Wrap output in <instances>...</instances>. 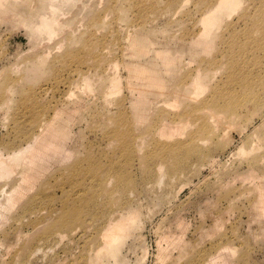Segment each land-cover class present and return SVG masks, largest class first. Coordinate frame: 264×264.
<instances>
[{
  "label": "rangeland",
  "instance_id": "obj_1",
  "mask_svg": "<svg viewBox=\"0 0 264 264\" xmlns=\"http://www.w3.org/2000/svg\"><path fill=\"white\" fill-rule=\"evenodd\" d=\"M218 2L0 0V264H264V0Z\"/></svg>",
  "mask_w": 264,
  "mask_h": 264
},
{
  "label": "bare ground",
  "instance_id": "obj_2",
  "mask_svg": "<svg viewBox=\"0 0 264 264\" xmlns=\"http://www.w3.org/2000/svg\"><path fill=\"white\" fill-rule=\"evenodd\" d=\"M227 0H219V2H218V6H217V8H215V10L216 11H218V10H223V9H225V7H227L226 5H228V4H230V2L232 1V0H228V3L226 2ZM53 4V3H52ZM232 4V3H231ZM233 6V5H232ZM231 7V6H230ZM218 8H220V9H218ZM53 10V9H52ZM219 12V11H218ZM263 16V15H262ZM44 18V17H43ZM46 19L44 18L43 19V21H41V23H40V25H38L36 28L37 29H39V30H41V31H47V29L49 30H51V28H50V26L47 24V23H45L46 21H45ZM50 22V21H49ZM48 25V26H47ZM36 29V30H37ZM38 31V30H37ZM199 77V76H198ZM85 80V79H84ZM88 81V80H87ZM194 82V81H193ZM87 83V82H86ZM196 83V82H195ZM195 83H192V84H195ZM198 83V82H197ZM196 83V84H197ZM196 84L194 85V87L196 86ZM113 85H115V84H113ZM112 85V86H113ZM116 86V85H115ZM114 87V86H113ZM200 88V87H199ZM112 90V89H111ZM109 92V91H108ZM229 92V91H228ZM108 95V94H107ZM246 96V95H245ZM250 97V96H249ZM251 98H252V96H251ZM249 99V98H248ZM238 101H239V99H238ZM226 102V101H225ZM234 102V101H233ZM241 103L243 102V101H240ZM238 104V103H237ZM240 104V103H239ZM244 104H247V103H245L244 102ZM241 105V104H240ZM240 105H239V107H240ZM233 106H234V104H233ZM243 106V105H242ZM241 106V107H242ZM237 109H239L238 108V105H237ZM236 109V110H237ZM227 110V111H226ZM225 110V112H227V113H229L230 115H232V113H234L233 111L235 110V108L234 107H231V108H227ZM235 110V111H236ZM238 111V110H237ZM236 111V112H237ZM214 118V117H213ZM226 118H229V117H226ZM237 118V117H236ZM235 118V119H236ZM219 120V119H218ZM48 123V122H47ZM49 123H51V122H49ZM42 124V123H41ZM50 125V124H49ZM41 126V125H40ZM43 126V125H42ZM45 126H46V124H45ZM45 126H43V127H45ZM217 127V126H216ZM40 129V128H39ZM38 129V130H39ZM43 129V128H42ZM42 129H40L41 131H42ZM40 131V132H41ZM44 131V130H43ZM216 131V130H215ZM40 132H38L39 134H40ZM37 133V134H38ZM44 133V132H43ZM38 134V135H39ZM42 136V135H41ZM34 139V138H33ZM45 139H47V138H45ZM48 140V139H47ZM33 141V140H32ZM49 141V140H48ZM32 143V142H31ZM31 145H27L26 146V148L25 149H19V150H17L16 152H13L12 153V155H9V156H7V158H6V156H4L3 157V153H2V155L0 154V179L1 178H4V177H6V178H4V179H6V180H8V179H10L11 178V176L10 175H12L13 173H14V171H15V168L17 167H19V165L22 163V161L24 160V159H26V158H28V159H30V156H28V153H31L32 155H33V157H35V154H36V152L34 153V152H31L30 151V149L29 148H31L30 147ZM50 147H52L51 145H50ZM28 161H31V162H29V164H31L32 163V161H33V159H30V160H28ZM21 171V170H20ZM20 171H19V173H20ZM10 177V178H9ZM8 178V179H7ZM3 179V180H4ZM13 179H15V178H13ZM19 179H20V177H19ZM21 183V182H20ZM7 184V183H6ZM5 184V185H6ZM15 187H16V185H15ZM15 187L13 188L14 190H15ZM13 191V190H12ZM11 190H10V192H12ZM0 192H1V190H0ZM3 193H4V195H5V192H4V190H3ZM2 196V195H1ZM5 196H7V195H5ZM6 198H8V197H6ZM6 198H5V200H6ZM9 200V199H8ZM8 200L6 201V202H4V203H7L8 204ZM3 203V204H4ZM10 203V202H9ZM6 204V205H7ZM2 205V204H1ZM9 205V204H8ZM14 206V205H13ZM14 208V207H13ZM11 209H12V207H11ZM10 209V207H9V210H11ZM118 213V212H117ZM126 214V213H125ZM8 216H9V214H8ZM121 216V215H120ZM118 219H119V217H118ZM121 219V218H120ZM109 222H110V219H109ZM108 223V222H107ZM108 224H111V225H119L120 223H118V221H116V222H113V223H108ZM107 224V225H108ZM109 243V242H108ZM109 249V248H108ZM112 249V248H111ZM113 250V249H112ZM112 250H110L109 251V253L112 251ZM100 252H101V250H100ZM105 254V253H104ZM103 254V255H104Z\"/></svg>",
  "mask_w": 264,
  "mask_h": 264
}]
</instances>
